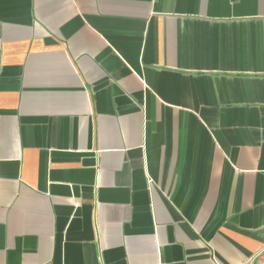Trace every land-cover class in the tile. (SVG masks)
<instances>
[{
    "label": "crops",
    "instance_id": "obj_1",
    "mask_svg": "<svg viewBox=\"0 0 264 264\" xmlns=\"http://www.w3.org/2000/svg\"><path fill=\"white\" fill-rule=\"evenodd\" d=\"M0 264H264V0H0Z\"/></svg>",
    "mask_w": 264,
    "mask_h": 264
}]
</instances>
